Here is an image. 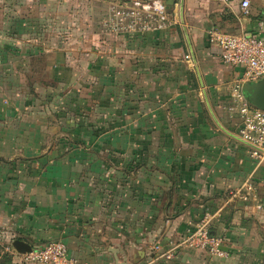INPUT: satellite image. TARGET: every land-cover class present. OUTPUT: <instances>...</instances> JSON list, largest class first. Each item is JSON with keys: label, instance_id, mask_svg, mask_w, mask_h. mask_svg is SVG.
<instances>
[{"label": "crops", "instance_id": "0c3cea01", "mask_svg": "<svg viewBox=\"0 0 264 264\" xmlns=\"http://www.w3.org/2000/svg\"><path fill=\"white\" fill-rule=\"evenodd\" d=\"M166 1L168 27L85 29L78 43L43 40L60 19L47 12L50 28L33 30L32 95L26 64L1 48L0 259L17 264L20 239L61 240L78 264H264V159L228 109L243 66L209 41L248 33L264 0L247 14L241 0H183L182 16L180 0ZM249 176L256 201H228ZM206 214L226 257L184 246L162 256Z\"/></svg>", "mask_w": 264, "mask_h": 264}, {"label": "built area", "instance_id": "2783aa9c", "mask_svg": "<svg viewBox=\"0 0 264 264\" xmlns=\"http://www.w3.org/2000/svg\"><path fill=\"white\" fill-rule=\"evenodd\" d=\"M157 4L160 5L159 8ZM240 7L247 14L250 0H241ZM173 21L174 18L165 11L161 0H132L130 4L114 5L108 9L101 20V26L106 32L137 33L165 28ZM209 41L219 48L223 62L243 66L241 80L232 89L228 109L239 115L241 125L237 135L251 144L249 153L258 165L264 159V110L254 106L244 96L242 84L264 78V16L255 19L248 33L230 34L214 30L209 33ZM236 196L245 202L256 201L251 176L230 193L228 201ZM211 221L212 215H204L186 229L178 244L167 248L162 256L170 258L173 250L184 246L212 257H226L228 252L224 247V240L211 231ZM156 248L160 246L157 245ZM20 255V261L24 264H78L77 260L68 256L67 246L61 240H49L34 245L30 252Z\"/></svg>", "mask_w": 264, "mask_h": 264}, {"label": "rangeland", "instance_id": "374dc122", "mask_svg": "<svg viewBox=\"0 0 264 264\" xmlns=\"http://www.w3.org/2000/svg\"><path fill=\"white\" fill-rule=\"evenodd\" d=\"M131 1L132 0H49V3L45 4L43 0L40 4L35 5L32 4V0H0V51L1 48H4V54L10 61L19 62L18 64L20 65L23 63L26 64L24 69H26V76H29L27 77L26 90L32 95L33 76H35L33 73L36 71L34 69L35 62L39 59L31 50L36 40H39V37L36 38L33 30L35 26L41 23H43V26L47 29L50 28L51 18L48 16L47 12L51 11L52 13L57 12L59 14V25L55 27L58 34H55V30H46V33L42 34L43 40L50 41L52 38L55 39L56 36L63 43L68 38H72L73 42L78 43V38L82 37L81 35L84 33L85 29L103 30L101 20L108 9L114 5L130 4ZM161 1L165 5V11L171 14L170 4H168L166 0ZM45 14L46 17H43L44 19L40 22V16ZM262 16L264 15H261V17ZM24 21H26V23ZM25 25L31 32L29 31L26 34L23 33L22 28ZM22 45L25 46L23 49ZM31 77L32 79H30ZM30 108H32V106ZM27 118H30L32 121L33 115L27 114ZM178 248L179 246L177 250ZM177 250H173V252L176 253ZM193 251H195V249ZM5 254L7 256L10 255L9 253ZM17 255L20 258L21 255ZM18 260L17 264H24L20 259ZM6 264L12 263L7 262ZM186 264H188V262Z\"/></svg>", "mask_w": 264, "mask_h": 264}, {"label": "water", "instance_id": "95a60500", "mask_svg": "<svg viewBox=\"0 0 264 264\" xmlns=\"http://www.w3.org/2000/svg\"><path fill=\"white\" fill-rule=\"evenodd\" d=\"M183 0H180V16H182ZM242 91L244 96L252 103L254 106L264 110V78L254 82H244L242 84ZM239 140L247 144L248 142L241 139L237 136ZM12 248L15 252L19 254H25L32 250V245L27 242H24L20 239H15L11 243Z\"/></svg>", "mask_w": 264, "mask_h": 264}, {"label": "trees", "instance_id": "16d2710c", "mask_svg": "<svg viewBox=\"0 0 264 264\" xmlns=\"http://www.w3.org/2000/svg\"><path fill=\"white\" fill-rule=\"evenodd\" d=\"M7 255L5 254L3 258L0 260V264H6L7 262L10 263V259H7Z\"/></svg>", "mask_w": 264, "mask_h": 264}, {"label": "clouds", "instance_id": "9594fccd", "mask_svg": "<svg viewBox=\"0 0 264 264\" xmlns=\"http://www.w3.org/2000/svg\"><path fill=\"white\" fill-rule=\"evenodd\" d=\"M157 7L159 8V7H160V5H159V4H157Z\"/></svg>", "mask_w": 264, "mask_h": 264}]
</instances>
